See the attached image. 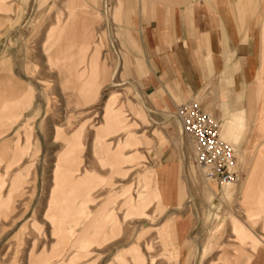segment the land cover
<instances>
[{
    "label": "rangeland",
    "instance_id": "374dc122",
    "mask_svg": "<svg viewBox=\"0 0 264 264\" xmlns=\"http://www.w3.org/2000/svg\"><path fill=\"white\" fill-rule=\"evenodd\" d=\"M48 1L37 7L34 0H6L10 10L0 9V92L6 84V96L19 99L13 104L22 111L0 118V264H256L263 214L236 185L204 177L175 116L189 97L178 84L148 77L137 30L148 0H129L134 44L111 17L116 0H107L108 8L85 0L96 15L79 11L66 35L44 47L55 27L48 28L71 11L66 1ZM248 2L229 4L240 7L237 26L243 14L255 39L264 0ZM86 18H94L92 45L76 55ZM93 54L106 70L103 84L89 79ZM16 87L26 95H15ZM156 95L164 101H153ZM212 106L205 110L222 126L226 114L218 102ZM255 112L229 119L252 158L264 139ZM236 167L242 181L246 171L238 161ZM153 169L172 173V196L163 190L161 199Z\"/></svg>",
    "mask_w": 264,
    "mask_h": 264
},
{
    "label": "crops",
    "instance_id": "0c3cea01",
    "mask_svg": "<svg viewBox=\"0 0 264 264\" xmlns=\"http://www.w3.org/2000/svg\"><path fill=\"white\" fill-rule=\"evenodd\" d=\"M34 1L37 7L50 2L48 0ZM62 1L70 5L71 11L61 24H52L48 28L47 32L55 27L50 36L45 34L44 47H48L49 42H56L66 35V28L79 11L82 10L84 14L90 16L96 15L94 8L88 7L85 0H74L76 6L70 4L68 0ZM103 2L108 8L107 0ZM236 2L238 3V0H148L146 16L140 17V26L137 30L148 61L149 78L156 79L160 86H166L169 83L178 84L180 89L178 93L189 97L187 101L198 102L204 110H212L215 101L220 104L226 114L221 126L222 135L236 146L238 162L246 171L245 178L235 184L236 192L243 194L247 198V205L258 208L264 216V139L259 140L257 144L259 151L256 155L253 158L250 157L241 147L238 134L233 131V125L229 121L235 112L253 114L255 111V118L264 121V107L261 105L264 104V11L261 13L257 37L249 39L252 25L247 24V19L242 14L243 25L237 26L240 7H235V11L234 7H230V4ZM248 3H251L250 0ZM3 8L10 10L6 0H0V9ZM131 12L129 0H116L110 14L116 23L122 22L121 27L124 28L120 29L121 34L133 43L135 39L127 29ZM71 16L74 18H71L69 22ZM93 19L86 18L83 21L82 43L76 55L79 53L83 55L85 47L92 45L88 40L92 35L91 21ZM255 53L257 58L254 56ZM70 55L74 53H69L68 57ZM5 61L4 58L2 62ZM90 65L89 79L98 80V84L101 82L103 84L107 78L106 70L99 65L96 54L91 56ZM138 67L140 68V64ZM4 87L0 92V95L4 96L0 99V118L8 121L21 115L22 111L13 104L14 100L17 102L19 99L7 97ZM16 94L25 96L26 92L24 93L21 87H16ZM157 97L164 101L158 95L153 98V101L157 102ZM196 97L197 100H194L193 98ZM232 97L235 98L236 105L233 104ZM135 105L137 107L138 103ZM141 108L144 110L142 106ZM135 123L146 126L141 120ZM138 136L139 141L144 143L146 139L144 134L141 133ZM2 147L4 151H7L5 145ZM67 153L61 154L59 158H66ZM153 171L163 200V190L168 189L170 194L172 193L171 187L168 186L172 180V173L163 169L162 176L157 169ZM161 178L164 179L163 186L160 185ZM182 195L183 191L179 187L174 194L178 197L179 206L184 199ZM257 249L256 254L259 257L256 264H264V247L258 245Z\"/></svg>",
    "mask_w": 264,
    "mask_h": 264
},
{
    "label": "built area",
    "instance_id": "2783aa9c",
    "mask_svg": "<svg viewBox=\"0 0 264 264\" xmlns=\"http://www.w3.org/2000/svg\"><path fill=\"white\" fill-rule=\"evenodd\" d=\"M175 116L183 134L193 142L195 161L204 177L220 183L237 182L241 176L234 167L235 149L221 138L217 120L193 100L180 104Z\"/></svg>",
    "mask_w": 264,
    "mask_h": 264
},
{
    "label": "bare ground",
    "instance_id": "6f19581e",
    "mask_svg": "<svg viewBox=\"0 0 264 264\" xmlns=\"http://www.w3.org/2000/svg\"><path fill=\"white\" fill-rule=\"evenodd\" d=\"M68 2H70V4H74V6H76V2H74V0H68ZM220 136H221V138L223 139V140H225V141H227V142H229L228 140H226L224 137H223V135H222V132H221V125H220ZM190 138V137H189ZM231 143V142H230ZM233 146H234V149H235V155H237V157L235 158V161H234V167L235 168H237L236 167V163H237V161H238V151H237V148H236V146L233 144V143H231ZM240 179H241V177L239 178V180L237 181V182H234V183H221V186H224L225 188H227V187H231V186H234L235 184H237L239 181H240ZM207 180H209V179H207ZM210 181V180H209ZM212 182V181H211ZM143 197V196H142ZM210 199H211V197H210ZM210 204V203H209Z\"/></svg>",
    "mask_w": 264,
    "mask_h": 264
}]
</instances>
